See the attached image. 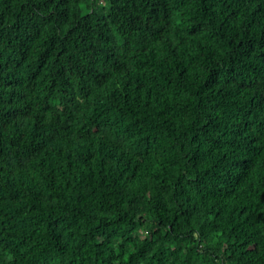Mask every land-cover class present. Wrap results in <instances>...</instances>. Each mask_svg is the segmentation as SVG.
<instances>
[{
	"label": "trees",
	"instance_id": "1",
	"mask_svg": "<svg viewBox=\"0 0 264 264\" xmlns=\"http://www.w3.org/2000/svg\"><path fill=\"white\" fill-rule=\"evenodd\" d=\"M0 264H264V0H0Z\"/></svg>",
	"mask_w": 264,
	"mask_h": 264
}]
</instances>
